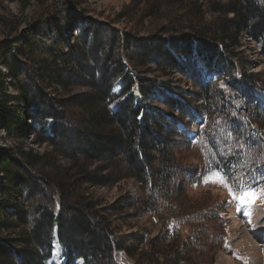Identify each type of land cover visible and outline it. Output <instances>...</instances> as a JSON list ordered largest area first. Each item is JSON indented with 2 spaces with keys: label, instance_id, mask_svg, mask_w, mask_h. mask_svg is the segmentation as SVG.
I'll return each mask as SVG.
<instances>
[{
  "label": "trees",
  "instance_id": "obj_1",
  "mask_svg": "<svg viewBox=\"0 0 264 264\" xmlns=\"http://www.w3.org/2000/svg\"><path fill=\"white\" fill-rule=\"evenodd\" d=\"M156 1L184 13L166 27L176 34L136 36L116 24L131 14L108 20L91 0L0 13V264H47L57 244L65 264H125L119 251L131 264H217L229 204L187 191L214 170L233 195L264 188V70L244 50L250 38L264 56V0ZM152 66L194 90L149 77ZM125 180L139 199L106 202ZM117 215L159 230L123 231Z\"/></svg>",
  "mask_w": 264,
  "mask_h": 264
},
{
  "label": "rangeland",
  "instance_id": "obj_2",
  "mask_svg": "<svg viewBox=\"0 0 264 264\" xmlns=\"http://www.w3.org/2000/svg\"><path fill=\"white\" fill-rule=\"evenodd\" d=\"M35 0H0V13L10 18L14 15L27 18L31 14L32 4ZM205 1V0H197ZM215 2H227L228 0H213ZM93 4L98 8V11H105V18L108 20H114V16H111V11L126 12L131 14L134 21H130L131 25L125 27L123 23H116L121 28L128 29L136 36H150L151 33L158 34L162 30L168 32V34H176V29L169 31L170 26L174 24L178 19L183 18V14L176 11L175 8H166L164 5L160 9L158 6L153 9L150 6L157 4L156 0H136L133 5L130 6V0H91ZM158 4H161L159 1ZM126 6V8L124 7ZM154 6V5H153ZM125 10V11H122ZM215 17V14L210 15L207 13V20L210 21ZM169 27V28H166ZM188 30V29H187ZM246 43L248 48L244 47L247 51V58H245L247 68L250 71L264 70V56L260 55L257 50L258 46L253 40L247 38ZM148 70L149 77H158L160 72L157 71L156 66L146 68ZM228 78L227 75H223ZM160 79H172L175 85H180L185 91H193L194 85L188 81L185 76L179 72H173L168 77L160 76ZM214 78L213 80H215ZM217 86H222L224 83L221 78L216 79L213 83ZM121 82L117 81L114 86V91H120ZM118 101L111 103L109 108L115 109ZM155 104H158L155 103ZM49 120L48 122H50ZM198 125H196V128ZM33 136L27 139L28 146H32L36 150H42L45 146H38L32 142ZM15 140L8 139L5 141V146H13ZM209 177V176H208ZM208 177L205 178L202 184L193 185L190 187L187 193L192 197H199L202 194L211 193L212 195H221L227 203L228 208L223 211L222 216L227 222V240L226 248L219 250L216 254L217 264H264V195H259L260 192H256L259 198L254 203L242 206L240 202L234 199L233 193L226 185L219 182H206ZM225 186V187H222ZM102 191L106 202L113 201L116 198L129 196L131 198H138L141 194L139 185L133 180H125L121 184L114 186L113 188H105ZM260 191V190H257ZM242 195V194H241ZM251 200V197H248ZM257 202V203H256ZM237 209H240L239 211ZM133 208L130 209V211ZM245 213H250L246 215ZM119 223L123 224V231H129L132 229H138L145 227L149 229V216L143 215L138 219H128L122 221L121 217L117 215ZM139 221V223H137ZM136 224V225H135ZM135 226V227H133ZM152 233H157L159 225H153ZM259 230V231H258ZM150 232V231H148ZM116 258L119 262L125 264H131L134 262L130 256L125 252L117 253ZM47 264H64L63 254L59 246L56 247L53 257Z\"/></svg>",
  "mask_w": 264,
  "mask_h": 264
},
{
  "label": "snow or ice",
  "instance_id": "obj_3",
  "mask_svg": "<svg viewBox=\"0 0 264 264\" xmlns=\"http://www.w3.org/2000/svg\"><path fill=\"white\" fill-rule=\"evenodd\" d=\"M226 177L218 170H214L206 182H219L224 183L227 187H229L230 191L232 190V186L226 183ZM239 183V180L237 181ZM244 195H234V199L238 200L242 206L249 205L250 203H254L256 199L259 198V195H264V188H261L260 194L258 195L254 189L250 185H246L243 189ZM248 197L252 199L249 200ZM238 211L240 209H237ZM246 215H250V213H245Z\"/></svg>",
  "mask_w": 264,
  "mask_h": 264
},
{
  "label": "bare ground",
  "instance_id": "obj_4",
  "mask_svg": "<svg viewBox=\"0 0 264 264\" xmlns=\"http://www.w3.org/2000/svg\"><path fill=\"white\" fill-rule=\"evenodd\" d=\"M259 231V230H258Z\"/></svg>",
  "mask_w": 264,
  "mask_h": 264
}]
</instances>
